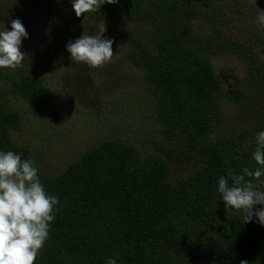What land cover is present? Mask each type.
I'll use <instances>...</instances> for the list:
<instances>
[{
  "label": "trees",
  "instance_id": "trees-1",
  "mask_svg": "<svg viewBox=\"0 0 264 264\" xmlns=\"http://www.w3.org/2000/svg\"><path fill=\"white\" fill-rule=\"evenodd\" d=\"M246 1L118 0L81 14L131 21L120 33L145 68L155 129L168 145L176 138L174 161L189 173L173 177L170 152L144 154L121 139L90 146L61 171L40 177L60 203L35 264H106L109 257L117 264H264V225L256 217L244 223L242 211L226 208L217 183L229 169L258 167L253 152L264 131V116H257L264 111V28L236 22ZM64 3L73 9L72 0ZM217 52L245 63L246 88L225 92ZM26 58L23 68H0V151L22 153L38 166L19 133L32 124L24 104L44 123L60 112L45 76ZM225 98L254 113L237 132L224 123Z\"/></svg>",
  "mask_w": 264,
  "mask_h": 264
},
{
  "label": "rangeland",
  "instance_id": "rangeland-1",
  "mask_svg": "<svg viewBox=\"0 0 264 264\" xmlns=\"http://www.w3.org/2000/svg\"><path fill=\"white\" fill-rule=\"evenodd\" d=\"M65 1L0 0V31L5 28L11 30L13 19L22 21L28 37L22 38L21 51L28 54L27 65L45 76V84L52 92L60 112L56 119L48 118V122L44 123L34 107L26 102L23 107L26 118L31 117L32 124L19 133L21 139L24 142L28 140L31 145L40 171L39 177L61 171L82 151L104 139L125 140L144 154L170 152L166 157L173 177L181 178L188 174L180 160L174 161L172 149L177 145L176 138L172 139L174 144L168 145L158 128L155 129L156 120L151 111L152 95L145 86L146 71L142 62L129 54L123 45L126 42L120 31L126 29L131 21L111 16L77 17ZM14 7L17 12L13 14ZM262 9L264 0H247L238 10L236 22L243 25L245 19L254 22L257 16L254 14ZM250 13L254 17L250 18ZM101 18L106 26L104 36L114 41L111 61L102 68L75 63L66 49L67 43L74 42L84 32L97 34ZM79 24L87 27L81 33L70 34L66 29ZM213 62L224 77L225 92L237 87L246 88L245 63L238 56L217 52ZM249 109H241L225 98V125L237 132L253 120L254 113ZM257 116L263 117L264 111ZM35 129L40 132H33Z\"/></svg>",
  "mask_w": 264,
  "mask_h": 264
},
{
  "label": "clouds",
  "instance_id": "clouds-1",
  "mask_svg": "<svg viewBox=\"0 0 264 264\" xmlns=\"http://www.w3.org/2000/svg\"><path fill=\"white\" fill-rule=\"evenodd\" d=\"M118 0H72L77 17L98 12L100 6L115 4ZM255 23L264 28V9L258 12ZM103 18L98 21V33L85 32L66 45L75 63L102 68L113 57V40L104 36ZM28 33L19 18L11 21V30L0 31V68L16 69L23 66L25 53L21 51L22 38ZM253 159L258 167L244 168L241 174L229 169L218 178V192L226 208L243 212V222L253 217L264 225V131L256 134ZM231 182V184L229 183ZM59 197L46 192L39 177V168L33 159H22V153L0 151V264H35L40 250L49 238L50 222L55 220ZM115 255V254H114ZM106 264H117L109 257ZM240 264H248L241 260Z\"/></svg>",
  "mask_w": 264,
  "mask_h": 264
}]
</instances>
